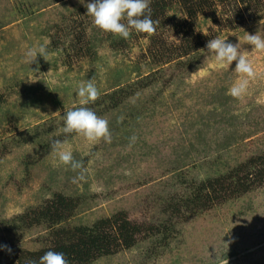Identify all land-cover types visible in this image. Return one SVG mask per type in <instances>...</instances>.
<instances>
[{"label": "rangeland", "instance_id": "obj_1", "mask_svg": "<svg viewBox=\"0 0 264 264\" xmlns=\"http://www.w3.org/2000/svg\"><path fill=\"white\" fill-rule=\"evenodd\" d=\"M91 2L0 0V262L50 246L58 228L120 216L140 230L134 243L90 264H264V179L242 169L264 162V52L245 41L264 0L247 11L207 0L193 20L168 0L155 34L128 39L98 28ZM216 37L241 41L254 64L242 98L228 94L246 78L236 62L206 48ZM43 43L50 62L38 56L37 72L25 52ZM93 78L101 96L84 105L77 89ZM81 106L109 121L111 143L63 132L65 110ZM56 139L83 161V181L72 183L79 170L59 161ZM55 194L76 205L67 221L19 228Z\"/></svg>", "mask_w": 264, "mask_h": 264}, {"label": "clouds", "instance_id": "obj_2", "mask_svg": "<svg viewBox=\"0 0 264 264\" xmlns=\"http://www.w3.org/2000/svg\"><path fill=\"white\" fill-rule=\"evenodd\" d=\"M150 4L151 0H94V2L86 3L85 6L87 15L93 17V22L98 28L128 39L132 30L149 35L156 33L159 21L152 19ZM258 24L260 27L256 34L246 32L245 41L253 46V51L264 52V19L259 20ZM206 48L215 54L216 61L221 64L226 62L231 65L234 61L236 62L235 72L246 78L235 82L228 89V94L233 98H242L247 92L250 80L256 78L257 72L252 60L242 49L241 41L231 43L227 39L216 37L207 42ZM49 55L47 45L43 43L38 47H31L26 50L25 62L30 65L37 63L36 71L38 72L37 57L41 56L46 62H50ZM76 94L78 97L84 98L81 101L84 105L95 102L101 96L94 78L81 82ZM64 123L63 132L66 134L76 132L83 135L89 142H96L101 139L107 143L112 142L113 137L109 128V121L98 116L88 107L66 109ZM129 139L131 146L136 142L137 137L132 136ZM65 144L66 141L56 139L52 142L51 147L62 164L70 165L73 171L79 170L78 175L72 178V183L83 181L87 169L83 161L76 160L72 152L66 150ZM4 247L11 253L10 247ZM31 264H70V262L63 252L49 250L38 261H32Z\"/></svg>", "mask_w": 264, "mask_h": 264}, {"label": "trees", "instance_id": "obj_3", "mask_svg": "<svg viewBox=\"0 0 264 264\" xmlns=\"http://www.w3.org/2000/svg\"><path fill=\"white\" fill-rule=\"evenodd\" d=\"M250 1L239 0V3H242L247 11L246 6H248ZM167 2L168 0H151L150 7L153 20H157L158 16L165 11L168 5ZM177 3L181 6V12L189 20H193L203 14L204 9L209 10L207 8V0H177ZM187 30L183 32L186 35L189 31ZM250 166L259 169L254 174L251 172L249 174L257 178L258 182L260 179H264V162L260 158L246 162L242 169ZM241 187H243L244 191L248 189L247 185ZM204 197L207 196L205 195ZM207 199L209 198L207 197ZM75 208L76 205L72 200L55 194L54 198L47 201L43 208L31 212L27 216L22 214L15 221L19 222V228L24 227L25 230L41 225L44 222L49 224L48 228L55 229V226L67 221L72 216ZM117 219V221L115 218L113 220H101L91 227L58 228L51 233L50 246L37 252H20L16 261L10 264H31L32 261H38L49 250L63 252L70 264H90L95 259L110 255L119 246L130 248L134 243L133 237L140 230L136 226H131L120 216ZM0 264L2 263L0 262Z\"/></svg>", "mask_w": 264, "mask_h": 264}]
</instances>
